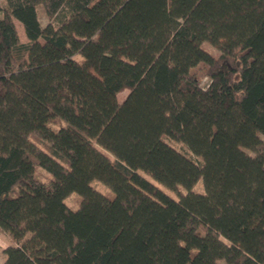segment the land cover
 Returning a JSON list of instances; mask_svg holds the SVG:
<instances>
[{
    "label": "trees",
    "instance_id": "16d2710c",
    "mask_svg": "<svg viewBox=\"0 0 264 264\" xmlns=\"http://www.w3.org/2000/svg\"><path fill=\"white\" fill-rule=\"evenodd\" d=\"M262 136L264 0H0V264H264Z\"/></svg>",
    "mask_w": 264,
    "mask_h": 264
},
{
    "label": "rangeland",
    "instance_id": "374dc122",
    "mask_svg": "<svg viewBox=\"0 0 264 264\" xmlns=\"http://www.w3.org/2000/svg\"><path fill=\"white\" fill-rule=\"evenodd\" d=\"M37 13H38V18H39V21H40V24L41 26H44L48 21L51 20L50 17H48L41 6H38L37 7ZM15 25H16V29H17V32H18V36H19V39L21 41H25L26 38L24 36V33H23V28L15 21ZM206 51H208L210 54H212L213 56L217 55L218 54V50L215 46L211 45L209 42L207 41H204L201 45ZM207 82V79L206 77H202L201 79V83L202 85H204L205 83ZM126 90L118 93V99L121 100L124 95L126 94ZM263 140H264V137L262 136ZM169 142L174 145L176 148L178 149H181L183 151H185V147L178 141H175V140H169ZM249 152V151H248ZM251 153V152H249ZM36 174L37 176L40 178V179H43L44 177L43 176H46L45 174V171L43 169H37L36 171ZM146 177H149L148 175L144 174ZM150 178V177H149ZM151 181H153L158 187L162 188L166 193H168L169 195H171L172 197H176L178 194H181V193H184L185 192V189L182 187V186H178L175 190H170V189H167L165 188L161 183L157 182L156 180H153L152 178H150ZM91 185L96 188L97 190L101 191V192H105V193H110V190L107 186H105L103 183H101L100 181L98 180H93L91 181ZM194 191H197V192H202V186H201V182L200 180L197 181L195 183V185L193 186L192 188ZM64 201L65 203L68 205L69 208L71 209H76L79 205V196L77 193L75 192H71L69 193L67 196H65L64 198ZM8 244H10V239H9V236L7 235V233L0 229V263L3 261L4 259V253H3V248L5 246H7ZM220 264H223L222 261L219 262Z\"/></svg>",
    "mask_w": 264,
    "mask_h": 264
}]
</instances>
